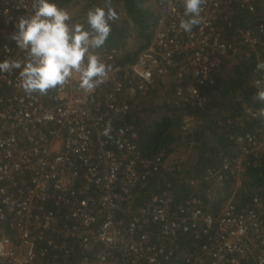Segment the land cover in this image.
Returning <instances> with one entry per match:
<instances>
[{"label":"built area","instance_id":"2783aa9c","mask_svg":"<svg viewBox=\"0 0 264 264\" xmlns=\"http://www.w3.org/2000/svg\"><path fill=\"white\" fill-rule=\"evenodd\" d=\"M34 3L0 0V61L26 58L12 36ZM258 5L264 0H202L200 23L185 32L184 0H157L150 46L131 64H120L117 50L94 54L107 78L91 92L79 87L78 73L45 94H26L19 70L0 73V264H264L260 196L245 209L231 198L213 213L200 198L176 203L167 190L136 206L138 190L166 160L164 153L146 159L126 122L129 101L146 96L156 79L174 83L183 106L206 112L201 88L215 84L222 62L238 47L263 45V25L226 38L235 12ZM252 83L259 100L264 68ZM243 114L258 117L247 105ZM198 121L184 115L182 130ZM231 140L240 153L190 180L192 187L242 181L249 159L264 154V128Z\"/></svg>","mask_w":264,"mask_h":264},{"label":"trees","instance_id":"16d2710c","mask_svg":"<svg viewBox=\"0 0 264 264\" xmlns=\"http://www.w3.org/2000/svg\"><path fill=\"white\" fill-rule=\"evenodd\" d=\"M58 8L67 11L71 6L81 8L77 17H72L70 25L81 24L88 29L87 13L95 8H109L117 13V19L109 21L111 31L105 43L93 54H106L112 50L122 53L120 64H131L137 56L152 43L158 19L157 0H52ZM232 30L226 28L228 40L239 37V31H255L264 26V6L258 5L254 13L236 11L232 18ZM133 40V44L130 41ZM262 43L256 48L261 60L248 56L234 62L224 60L220 68L213 73L215 84L201 88L202 97L209 99L206 112L196 107H185L175 97L176 85L167 79H156L146 96L129 101L131 112L126 122L134 126L137 132L136 143L142 155L153 160L160 153L165 154V164L158 172L150 176L147 186L138 190L136 206L143 205L154 196L170 190L176 203H184L191 196L202 200L204 207L213 213L218 212L231 198L239 209L250 205L255 196L264 199V154L249 159L250 165L243 174L241 184L237 186L235 178L228 176L221 183L211 185H190V180L199 179L205 170L219 167L224 158H235L240 152L231 137L253 133L264 128V100H256L257 93L253 79L262 69L258 63H264V35ZM248 49V48H245ZM256 53V52H255ZM243 105L258 113L252 120L243 114ZM184 115H196L198 122L189 130H182ZM232 124L219 126L220 122ZM240 121V122H238ZM184 155L175 162L171 155L175 151ZM188 153V154H186ZM212 186L215 188L212 190Z\"/></svg>","mask_w":264,"mask_h":264},{"label":"clouds","instance_id":"9594fccd","mask_svg":"<svg viewBox=\"0 0 264 264\" xmlns=\"http://www.w3.org/2000/svg\"><path fill=\"white\" fill-rule=\"evenodd\" d=\"M201 3L202 0H184V15L188 19L181 20L180 28L185 32L200 23ZM115 19L117 13L111 8L107 13L99 7L89 10L86 30L81 24L70 25L69 13L52 0H35L32 15L18 19L12 36L26 58L23 62L0 61V73L19 70L20 87L26 94H45L78 73L79 87L91 92L107 78V69L89 50L105 43L111 31L109 21ZM257 67L264 68V63ZM258 96L264 100V91Z\"/></svg>","mask_w":264,"mask_h":264},{"label":"rangeland","instance_id":"374dc122","mask_svg":"<svg viewBox=\"0 0 264 264\" xmlns=\"http://www.w3.org/2000/svg\"><path fill=\"white\" fill-rule=\"evenodd\" d=\"M81 8L79 6H77V8H74V7H70L67 12L69 13L70 15V20L72 19V17H77L79 15V12H80ZM133 40L130 41V44H133ZM256 52V53H255ZM258 50H250V49H245V48H236L235 52L232 53L228 58L227 60H232V61H241V60H244L247 56H250L251 58H254L253 55H256V58L257 60H261L260 59V56L258 55ZM262 69V68H261ZM188 154V153H186ZM184 154L177 150L175 151L172 155H171V161L172 162H175L176 160H178L179 158L182 159V156ZM241 184V180H239L237 182V186H239ZM215 189L213 186H212V190Z\"/></svg>","mask_w":264,"mask_h":264}]
</instances>
